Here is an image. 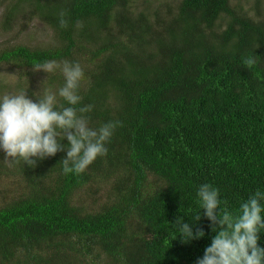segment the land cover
<instances>
[{
    "label": "trees",
    "instance_id": "obj_1",
    "mask_svg": "<svg viewBox=\"0 0 264 264\" xmlns=\"http://www.w3.org/2000/svg\"><path fill=\"white\" fill-rule=\"evenodd\" d=\"M129 2L0 0L2 28L23 7L55 35L48 47L0 51V63L79 57L87 72L77 107L92 105L91 127L120 122L107 154L81 174L63 173L65 151L32 168L10 165L0 149V178L19 185L0 206V264H196L215 235L198 187L218 188L229 210L264 192V9L178 0L161 15ZM99 187L103 201H81ZM178 215L205 235L182 243Z\"/></svg>",
    "mask_w": 264,
    "mask_h": 264
},
{
    "label": "clouds",
    "instance_id": "obj_2",
    "mask_svg": "<svg viewBox=\"0 0 264 264\" xmlns=\"http://www.w3.org/2000/svg\"><path fill=\"white\" fill-rule=\"evenodd\" d=\"M59 24L67 26L64 13L60 14ZM255 57L253 54L243 63L251 67L256 63ZM32 68L47 74L59 71L64 84L55 92L41 88L32 94L35 100L27 96V90L0 97V149L5 153V161L11 165L22 159L24 164L34 168L38 160L65 151L66 157L60 160L63 173L81 174L97 157L107 154L106 144L120 122L109 121L98 128L90 126L85 114L91 112L92 105L77 107L82 100L79 93L84 79L79 63L49 60L36 63ZM58 97L67 106L59 103ZM65 139L67 144H62ZM197 196L202 215L210 221L215 235L196 264H264V247L258 246L259 234L264 230L261 204L264 192L257 190L235 210L221 208L219 189L209 183L198 187ZM200 219L201 211L192 221ZM172 225L179 230L182 243L205 235L200 228L194 234L193 224L183 223L179 215Z\"/></svg>",
    "mask_w": 264,
    "mask_h": 264
},
{
    "label": "rangeland",
    "instance_id": "obj_3",
    "mask_svg": "<svg viewBox=\"0 0 264 264\" xmlns=\"http://www.w3.org/2000/svg\"><path fill=\"white\" fill-rule=\"evenodd\" d=\"M258 8L264 9V0H257ZM178 0H130L129 4L133 10L148 8L149 12L153 9L159 14L164 15V11L171 10ZM231 4H239L250 11L254 6L255 0H230ZM28 9V8H27ZM20 8L17 15L9 22L7 27L1 26L2 7L0 8V51L15 46H26L29 48L48 47L55 43L53 31L38 19H30L28 10ZM84 72H87V64L81 58H76ZM61 62V61H58ZM43 82V83H42ZM42 84V85H41ZM64 84L63 75L57 71L47 74L42 70L33 71V68H26L12 63H0V97L5 94H15L27 90L29 98L35 100L32 95L40 89L57 91ZM19 189L18 183L14 179L0 178V206L5 203ZM94 189L87 188V191H80L81 201L87 206L94 207L104 199L106 188L98 189L93 194ZM79 194V195H80Z\"/></svg>",
    "mask_w": 264,
    "mask_h": 264
}]
</instances>
